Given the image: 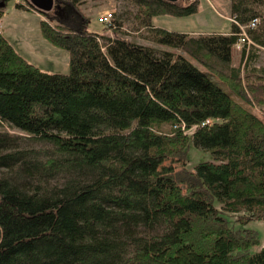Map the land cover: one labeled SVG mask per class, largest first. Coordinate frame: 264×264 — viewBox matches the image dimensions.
Returning a JSON list of instances; mask_svg holds the SVG:
<instances>
[{
	"label": "trees",
	"instance_id": "16d2710c",
	"mask_svg": "<svg viewBox=\"0 0 264 264\" xmlns=\"http://www.w3.org/2000/svg\"><path fill=\"white\" fill-rule=\"evenodd\" d=\"M58 1L55 15L16 7L48 15L68 73L0 29V264H264L247 227L264 221V0H231L229 34L155 25L201 0H123L101 23L111 35L87 0ZM125 22L163 48L121 35Z\"/></svg>",
	"mask_w": 264,
	"mask_h": 264
},
{
	"label": "rangeland",
	"instance_id": "374dc122",
	"mask_svg": "<svg viewBox=\"0 0 264 264\" xmlns=\"http://www.w3.org/2000/svg\"><path fill=\"white\" fill-rule=\"evenodd\" d=\"M192 1L194 0H179L180 3ZM16 4L17 0H10L8 1L7 7L4 9V15L0 22V29L2 33L13 41H16L20 52L27 59L40 66L42 69L49 71L50 73H68L70 64L69 52L63 48H58L52 45L47 39L44 38L42 34L40 22L42 19L48 20V15H45L44 13H41L37 10L33 11V8L32 10H20L16 7ZM60 5V2L58 1L57 4L56 1L54 9L49 14L55 15V13L59 9H61ZM124 5L125 2L123 0H87L82 4L81 10L92 19L91 21L93 28L104 33H110L111 35L114 32L112 33L111 31L107 30L106 27L105 30L104 25L99 22V17H101L102 14L107 11H114V15L118 14L125 9ZM260 9L264 12V8ZM217 12H226V8L222 4H220V0H211V2H209V0H201L200 10L194 15L182 17L167 15L156 17V20L158 24H164L168 26L167 28H171L170 30L180 32L182 30H188L191 27L196 28L195 26H209L212 19H215L216 21H221L222 17ZM222 15L229 16L227 12ZM206 20H208V22H206ZM224 21L227 22L228 20ZM261 23L264 24V18H261ZM216 29L217 28L208 27L203 29L202 33H212L215 32ZM119 33L134 42H138L144 45H150L159 49L163 48L162 46L149 40L147 38L148 34L145 31H132L129 24L126 22L120 28ZM235 55V63H238L240 59L239 51ZM192 62H194L197 66L201 67V65L196 61ZM259 66H264V51L261 54ZM257 111L260 112L259 109H257ZM8 129L12 132L15 131L10 128ZM193 153H195L196 156L198 154L196 150H194ZM166 164L172 165L176 170H180L183 167H194V162L192 161L187 162V164L185 165L184 161L170 159L166 161ZM215 210L217 209L211 206H208L207 208V212L210 213ZM223 215L229 218L228 215ZM236 220L237 217L231 215L232 224L235 223ZM247 227L254 229L259 235L262 244H264V221H251L247 225Z\"/></svg>",
	"mask_w": 264,
	"mask_h": 264
},
{
	"label": "crops",
	"instance_id": "0c3cea01",
	"mask_svg": "<svg viewBox=\"0 0 264 264\" xmlns=\"http://www.w3.org/2000/svg\"><path fill=\"white\" fill-rule=\"evenodd\" d=\"M209 2H211V0H209ZM220 4H222L226 8V12L229 14V16H223L222 15V14H224L226 12H223V13L222 12H217L222 17L221 21H216L215 19H212L211 23L209 24V26H205V27H203L201 25L199 27L195 26L196 28L191 27L188 30H182L180 32L198 34V33H202L203 29L208 28V27H212V28H217L215 32H222V33H225V34L231 33V31H232V23H233V19L231 18V0H220ZM224 20H228V21L226 22ZM206 22H208V20H206ZM154 23L158 27H162V28H165L167 30L171 29V28H167L168 26H166L164 24H158L157 20H156V17L154 18ZM235 50H237V49H235ZM235 52L237 53L238 51H235ZM235 58H236V55H235Z\"/></svg>",
	"mask_w": 264,
	"mask_h": 264
},
{
	"label": "built area",
	"instance_id": "2783aa9c",
	"mask_svg": "<svg viewBox=\"0 0 264 264\" xmlns=\"http://www.w3.org/2000/svg\"><path fill=\"white\" fill-rule=\"evenodd\" d=\"M113 16H114L113 15V11H107L104 14H102L101 17H99V21L101 23H103V24H108V23H110L112 21ZM258 23H259V19L256 18L250 23L249 26L252 27V28H255V27H257ZM246 41H248V38H247V34L244 33L243 38L236 44V48L241 49L242 46H243V43L246 42Z\"/></svg>",
	"mask_w": 264,
	"mask_h": 264
},
{
	"label": "water",
	"instance_id": "95a60500",
	"mask_svg": "<svg viewBox=\"0 0 264 264\" xmlns=\"http://www.w3.org/2000/svg\"><path fill=\"white\" fill-rule=\"evenodd\" d=\"M5 1L7 0H2L0 2V7L5 5ZM57 0H30L31 4L36 7L38 10L43 11V12H51L54 7H55V2Z\"/></svg>",
	"mask_w": 264,
	"mask_h": 264
},
{
	"label": "bare ground",
	"instance_id": "6f19581e",
	"mask_svg": "<svg viewBox=\"0 0 264 264\" xmlns=\"http://www.w3.org/2000/svg\"><path fill=\"white\" fill-rule=\"evenodd\" d=\"M81 3V2H80ZM3 9V8H2ZM113 33V32H112Z\"/></svg>",
	"mask_w": 264,
	"mask_h": 264
}]
</instances>
